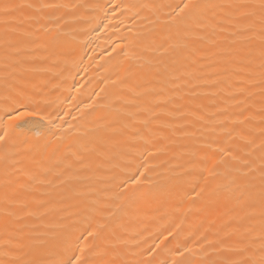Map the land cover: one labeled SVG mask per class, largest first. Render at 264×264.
I'll return each instance as SVG.
<instances>
[{"label": "bare ground", "instance_id": "6f19581e", "mask_svg": "<svg viewBox=\"0 0 264 264\" xmlns=\"http://www.w3.org/2000/svg\"><path fill=\"white\" fill-rule=\"evenodd\" d=\"M186 2L0 0V264L261 258V0Z\"/></svg>", "mask_w": 264, "mask_h": 264}, {"label": "snow or ice", "instance_id": "6c2138e0", "mask_svg": "<svg viewBox=\"0 0 264 264\" xmlns=\"http://www.w3.org/2000/svg\"><path fill=\"white\" fill-rule=\"evenodd\" d=\"M28 7H31L32 5H27ZM19 7H23V5H20ZM201 7L200 4L192 2V0H189V2H186L183 4V7L180 9L181 12H185V10H188L190 13L196 11ZM262 13H264V0H261V5H260ZM9 11V6L5 5L4 6V12L7 13ZM262 45H264V32H262ZM5 100H8V97H5ZM16 111V110H14ZM10 119H22L23 115H36V113H21L20 116L18 117H13L11 113L8 114ZM41 120L44 119L43 116L40 117ZM14 128L20 127L19 124H16L13 126ZM115 131V130H114ZM0 132L3 134L0 135V142H6L7 139L9 138V131L6 128H0ZM262 135H264V132H262ZM260 148L264 150V142L261 143ZM264 159V158H262ZM261 183L264 185V167L261 168ZM262 199H264V187H262V192H261ZM261 258L258 261H253V260H244L241 261L240 264H264V246H262L261 249ZM177 254L183 255V253H179V250H177ZM27 264H42L40 261H29ZM56 264H87V261H84L81 256H75L74 258L72 256L68 257L67 260H60L57 261ZM175 264V262H173Z\"/></svg>", "mask_w": 264, "mask_h": 264}]
</instances>
